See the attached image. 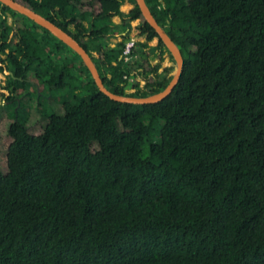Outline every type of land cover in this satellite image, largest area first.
Listing matches in <instances>:
<instances>
[{
  "label": "trees",
  "instance_id": "16d2710c",
  "mask_svg": "<svg viewBox=\"0 0 264 264\" xmlns=\"http://www.w3.org/2000/svg\"><path fill=\"white\" fill-rule=\"evenodd\" d=\"M15 1L70 33L111 92L175 74L135 0ZM145 3L183 67L139 104L0 2V264H264V0ZM134 20L145 40L124 54ZM24 100L38 103L19 118Z\"/></svg>",
  "mask_w": 264,
  "mask_h": 264
},
{
  "label": "water",
  "instance_id": "95a60500",
  "mask_svg": "<svg viewBox=\"0 0 264 264\" xmlns=\"http://www.w3.org/2000/svg\"><path fill=\"white\" fill-rule=\"evenodd\" d=\"M0 2L10 9L25 15L26 17L32 19L35 23L41 25L42 27L49 30L55 37L60 39L62 42H64L67 46H69L71 49H73L76 53L79 54L81 59L83 60L84 64L86 65L87 69L91 73L93 80L97 86V88L103 92L105 95H107L109 98L119 101V102H129V103H139V104H145V103H152L157 102L165 98L167 95H169L177 83L182 67H183V57L176 46V44L173 42L171 37L165 32L162 26L158 24L156 21L154 15L149 10L147 4L145 3V0H135V3L137 4L138 8L140 9L142 15L144 16L145 20L150 24V26L153 27L155 32L158 35V38L162 40L164 45L166 46L167 50L171 53L175 60L176 64V71L173 77L171 78L168 85L161 91L157 93H153L148 96L144 97H132V96H124L120 95L114 92L109 91L103 84L102 79L100 78L99 72L90 56L88 51L67 31L63 30L61 27L56 25L51 20L47 19L43 15L35 12L34 10L26 7L25 5L20 4L19 2L15 0H0ZM156 38V40L158 39Z\"/></svg>",
  "mask_w": 264,
  "mask_h": 264
},
{
  "label": "rangeland",
  "instance_id": "374dc122",
  "mask_svg": "<svg viewBox=\"0 0 264 264\" xmlns=\"http://www.w3.org/2000/svg\"><path fill=\"white\" fill-rule=\"evenodd\" d=\"M134 21L136 22L137 20H134ZM8 22H11V18L10 17H8ZM133 29L134 28L132 27L131 32H133ZM119 40H120V35L114 37L112 39L111 45H113L115 42H117ZM154 40H156V38H154ZM151 46H154V45H151ZM166 61H167V63H171V61L168 58L166 59ZM153 63H154V61H153ZM7 74H8V71L7 70L0 71V103H3L4 102V96H3V94L7 92L6 89L4 88L5 82H6V79H7ZM53 101L59 102L61 100H53ZM37 103H38L37 100H24L22 107H20L17 110V113H18L19 118H24L26 116V114H27L28 108H30L32 106H36ZM42 105H43V109L45 111H49L50 112V106L48 104V100H42ZM17 107L14 108V111L17 109ZM156 121L157 122H162V120L160 118H156ZM151 131L152 132L154 131V127L153 126H151ZM154 142H156V141H154ZM146 143L148 144V142H146ZM143 149H144V152L145 153L148 152V148L147 147H144Z\"/></svg>",
  "mask_w": 264,
  "mask_h": 264
},
{
  "label": "crops",
  "instance_id": "0c3cea01",
  "mask_svg": "<svg viewBox=\"0 0 264 264\" xmlns=\"http://www.w3.org/2000/svg\"><path fill=\"white\" fill-rule=\"evenodd\" d=\"M133 7V4L132 3H130L128 0H124L123 2H122V4H121V6H120V9L122 10V11H124V12H128L131 8ZM118 20H117V19ZM112 20L115 22V23H118L119 22V18L117 17V16H114L113 18H112ZM137 24V21L135 22V21H132L131 22V25H132V27L134 28L135 27V25ZM132 34H133V36L131 37V39L133 40H140V41H144L145 40V37L144 36H136L135 34H136V31H135V29H133V32H132ZM156 41L157 40H151V41H149L148 42V45H155V43H156Z\"/></svg>",
  "mask_w": 264,
  "mask_h": 264
},
{
  "label": "built area",
  "instance_id": "2783aa9c",
  "mask_svg": "<svg viewBox=\"0 0 264 264\" xmlns=\"http://www.w3.org/2000/svg\"><path fill=\"white\" fill-rule=\"evenodd\" d=\"M132 43H133L132 39L126 43L124 51H123L124 54H127L129 52V49H130V46L132 45Z\"/></svg>",
  "mask_w": 264,
  "mask_h": 264
}]
</instances>
